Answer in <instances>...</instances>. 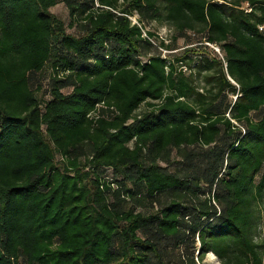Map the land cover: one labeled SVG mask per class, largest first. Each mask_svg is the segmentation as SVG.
<instances>
[{
	"label": "trees",
	"instance_id": "1",
	"mask_svg": "<svg viewBox=\"0 0 264 264\" xmlns=\"http://www.w3.org/2000/svg\"><path fill=\"white\" fill-rule=\"evenodd\" d=\"M262 26L264 0H0V264H264Z\"/></svg>",
	"mask_w": 264,
	"mask_h": 264
},
{
	"label": "rangeland",
	"instance_id": "2",
	"mask_svg": "<svg viewBox=\"0 0 264 264\" xmlns=\"http://www.w3.org/2000/svg\"><path fill=\"white\" fill-rule=\"evenodd\" d=\"M244 8L248 9V6L244 5ZM50 11L65 22L68 33L71 34L75 33V29L70 27L71 18L69 16V12L66 6L62 2H60L57 6L51 8ZM147 29L153 32L155 35H157L159 39L161 38L165 39L167 43L169 42V39L172 38L171 36H173L169 26L165 24H160L159 22H153L150 26L147 27ZM190 40L192 42V44L190 45H187V43H185L183 40H180L178 42L179 50L176 53L177 56H181L185 51H188L189 49H194L197 55L194 56L190 55L189 57L190 58L193 57L195 59L194 64L196 65L199 60L201 61L200 58L202 57L205 58L208 56L212 57L211 53H215V52L218 54V52L214 49L212 45L203 41V34H197V33L190 34ZM218 56L221 58V54H218ZM184 71L189 73V71H187L186 69ZM194 71L196 72V84L200 88L204 87L205 86L204 76L206 73L204 71H201L200 75H198L196 69H194ZM49 82L50 81L48 75H45L44 84L47 85ZM260 230L261 233L258 236V238L260 240H263L264 243V217L260 225ZM263 260H264V250H263ZM200 264H220V260L213 253H208Z\"/></svg>",
	"mask_w": 264,
	"mask_h": 264
},
{
	"label": "built area",
	"instance_id": "3",
	"mask_svg": "<svg viewBox=\"0 0 264 264\" xmlns=\"http://www.w3.org/2000/svg\"><path fill=\"white\" fill-rule=\"evenodd\" d=\"M129 19L131 20L132 25H137L138 27L142 28L143 37H147V31H149V30L147 29V27L143 28V23H141L139 21L138 16L137 15L129 16ZM259 29H260V31H264V27L263 26L260 27ZM213 47H214V49L217 52H219V48L218 47H216V46H213Z\"/></svg>",
	"mask_w": 264,
	"mask_h": 264
}]
</instances>
